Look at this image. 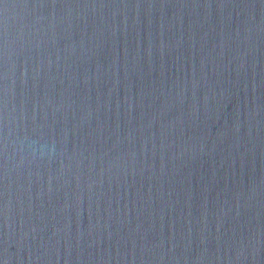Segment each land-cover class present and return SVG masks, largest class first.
<instances>
[{"label": "water", "instance_id": "water-1", "mask_svg": "<svg viewBox=\"0 0 264 264\" xmlns=\"http://www.w3.org/2000/svg\"><path fill=\"white\" fill-rule=\"evenodd\" d=\"M40 2L0 0V264H264V0Z\"/></svg>", "mask_w": 264, "mask_h": 264}, {"label": "clouds", "instance_id": "clouds-1", "mask_svg": "<svg viewBox=\"0 0 264 264\" xmlns=\"http://www.w3.org/2000/svg\"><path fill=\"white\" fill-rule=\"evenodd\" d=\"M33 143H35V142H33ZM29 147L32 148V144H30ZM46 147H47L46 145H41V146H39V148H32V151L33 152L38 151L39 155L44 156L46 154V152H45Z\"/></svg>", "mask_w": 264, "mask_h": 264}, {"label": "snow or ice", "instance_id": "snow-or-ice-1", "mask_svg": "<svg viewBox=\"0 0 264 264\" xmlns=\"http://www.w3.org/2000/svg\"><path fill=\"white\" fill-rule=\"evenodd\" d=\"M37 6H38V7H48V6L56 7V6H58V5H57V3H56V0H53V2H52L51 5L45 3L44 0H41V2H40Z\"/></svg>", "mask_w": 264, "mask_h": 264}]
</instances>
